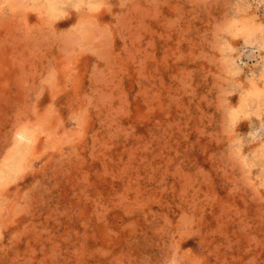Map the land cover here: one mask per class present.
<instances>
[{"label": "rangeland", "instance_id": "1", "mask_svg": "<svg viewBox=\"0 0 264 264\" xmlns=\"http://www.w3.org/2000/svg\"><path fill=\"white\" fill-rule=\"evenodd\" d=\"M263 33L264 0H0V264H264Z\"/></svg>", "mask_w": 264, "mask_h": 264}, {"label": "bare ground", "instance_id": "2", "mask_svg": "<svg viewBox=\"0 0 264 264\" xmlns=\"http://www.w3.org/2000/svg\"><path fill=\"white\" fill-rule=\"evenodd\" d=\"M254 24H255V23H254ZM254 24H252V25L254 26ZM248 25H249V24H248ZM253 26H247V27H250V28H247L248 30H250V34L252 33L251 30L254 29ZM252 27H253V29H252ZM256 28H257V27H256ZM260 29H261V28H260ZM255 30H258V29H255ZM247 32H248V31H247ZM256 32H257V31H256ZM261 32H262V31H261ZM261 32H259V33H261ZM248 34H249V33H248ZM263 34H264V33H263ZM254 35H255V33H254ZM244 36H245V35H244ZM249 36L251 37V36H253V34H251V35H249ZM246 37H247V34H246ZM246 37H245V38H246ZM261 40H262V39H261ZM259 41H260V40H259ZM248 45H250V42H249ZM254 46H255V45H254ZM244 103H245V102H244ZM25 135H26V134H24V133H19V134H18V136H19V140H20V141H21V140L23 141V139L26 138ZM27 135H29V134H27ZM29 139H30V138H29ZM22 141H21V142H22ZM26 141H27V140H26ZM10 162H11V161H10ZM15 162H16V161H15ZM8 165H9V164H8Z\"/></svg>", "mask_w": 264, "mask_h": 264}]
</instances>
